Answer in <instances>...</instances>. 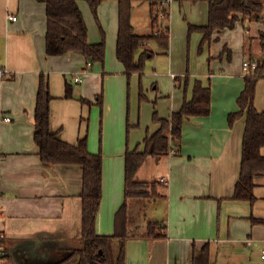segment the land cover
I'll use <instances>...</instances> for the list:
<instances>
[{"label": "crops", "instance_id": "0c3cea01", "mask_svg": "<svg viewBox=\"0 0 264 264\" xmlns=\"http://www.w3.org/2000/svg\"><path fill=\"white\" fill-rule=\"evenodd\" d=\"M78 6L88 42L100 41L99 25L105 35V60L96 64V70H85L86 59L80 53L46 54L43 1L0 0V253L5 255L0 261L9 264H47L62 257L65 249L80 245L82 169L76 164H43L33 140L40 74L48 79L53 97L51 130L70 143L87 135L88 149L94 153L91 140L96 134L89 137L88 133L92 105L79 98L93 101L103 91L105 119L111 121L109 125L103 121L104 146L114 141L110 133L119 139L102 155V198L95 221L98 234L114 232L115 213L124 200L125 151L141 150L143 139L157 130L154 112L168 118L184 99L183 89L174 86L175 76H190L184 57L179 71L170 70L172 86L159 87L138 73L127 77L115 55L118 1L99 3V23L85 0H78ZM167 7L171 15L169 49L176 26L207 21L206 0H169ZM130 22L137 34L151 32L150 4L133 1ZM213 33V40L205 46L207 57L197 60L198 68L191 74L210 85V112L186 121L179 146L173 142L167 155L148 157L138 169V179L158 180L163 195L147 200L142 210L138 203L129 204L131 236L125 244L126 264H191L206 243L213 264H264V174L254 179L252 202L231 198L239 176L245 116L231 126L227 121L228 113L238 108L236 99L249 70L243 68V62L258 60L244 58L245 53L252 54L255 40L264 48V8L256 18L239 19L233 28ZM152 46L149 42L144 47L161 53ZM224 46L230 51L229 58L222 52ZM170 53L174 56L173 50ZM66 84L72 88L71 98L65 97ZM189 90L187 97L191 96ZM253 102L258 110L264 109V76L257 80ZM260 152L264 155V146ZM147 219L165 224L166 236L140 235Z\"/></svg>", "mask_w": 264, "mask_h": 264}, {"label": "trees", "instance_id": "16d2710c", "mask_svg": "<svg viewBox=\"0 0 264 264\" xmlns=\"http://www.w3.org/2000/svg\"><path fill=\"white\" fill-rule=\"evenodd\" d=\"M45 3L46 32L45 52L47 55H60L66 52H76L83 55L86 63L103 64L105 60V35L99 25L101 39L97 43L87 40V26L78 6V0H41ZM97 23V7L103 0H85ZM118 1V32L115 55L122 63L125 74L129 77L133 73L142 74L145 60L154 55L152 49L144 47L153 42L162 54L169 49V11L167 5L160 7L162 0H117ZM148 2L151 9V22L159 19L161 11L166 20L160 21V33L151 31L147 34L134 32L130 22L132 2ZM196 1V0H192ZM207 21L196 25L188 23V34H201L198 46L199 52L213 39L215 30L233 28L236 21L245 18H256L264 8V0H206ZM160 12V13H161ZM153 27V26H152ZM264 38V34H262ZM222 52L230 57L229 49L224 46ZM221 52V53H222ZM210 60V56L208 57ZM254 61V60H252ZM254 67H249L244 76V86L238 95L237 110L228 113L229 126L241 116H245V125L241 140V159L239 176L234 185L232 199L252 202L255 198L254 179L264 174V155L260 149L264 146V109L258 110L254 106V96L257 80L264 76V58L255 60ZM189 77L184 76L182 88L184 99L180 107L173 111L168 118H161L156 112L152 114L155 123H159L157 130L146 136L142 142V149L138 147L127 149L124 154V200L115 213L114 232L98 234L95 221L102 198V154L89 151L87 135L77 139L75 143L60 139L50 128V103L52 95L49 90L48 79L40 74L36 92L34 109L33 140L38 148L40 160L45 165L76 164L82 169L81 187V234L80 245L65 249L64 256L47 264H126L125 244L131 236L129 225L131 216L129 204L138 203L143 209L145 202L163 194L158 190V180H140L137 171L148 157L158 158L167 155L172 149V143L179 146L182 138V128L186 121L195 116H206L211 109V89L196 78L192 85L191 96H186ZM182 79L174 77L175 86H181ZM65 97H72V88L65 85ZM140 98H144L140 88ZM89 106L98 105L102 111V93L95 99L79 98ZM140 235L148 238L166 236V225L155 220L147 219L145 229ZM1 242V240H0ZM1 252V251H0ZM4 257L5 255L2 254ZM1 257V255H0ZM46 264V263H45ZM191 264H213L210 258L209 244L201 248L199 254L192 257Z\"/></svg>", "mask_w": 264, "mask_h": 264}, {"label": "rangeland", "instance_id": "374dc122", "mask_svg": "<svg viewBox=\"0 0 264 264\" xmlns=\"http://www.w3.org/2000/svg\"><path fill=\"white\" fill-rule=\"evenodd\" d=\"M161 12V11H160ZM159 12V19L157 21L153 22V27L152 31L155 32V34L160 33L161 30L158 29V26H163L160 24L161 22H164L166 20L165 15L161 12ZM177 20L180 22V18L177 17ZM171 21V15L169 17V23ZM173 26H170V30H172ZM175 32L173 31V37L171 38V43H170V49H168V53L166 54H154L155 57H150L145 60V65L143 69V73L141 76L145 75L146 80L147 78H150L153 82H156L159 87H169L172 86V77L170 76V70L171 71H179V66H182L184 64L183 57L185 58V63L187 62L189 65V70H188V84H187V90L190 87L189 94L191 93L192 85L194 80L196 79L195 77L191 76L194 71L197 70L198 68V59L206 58V51H204L206 48L204 47L201 52H199L197 42L199 38L198 32H192L191 34H188V26H176ZM214 34V33H213ZM171 35V33H170ZM213 38V35H212ZM264 41V38H262ZM260 40H255L253 43V48L251 50L252 54H248L247 52L244 55V58H249V56H254L258 58L259 60L264 58V48L259 44ZM153 43V42H151ZM156 46V44L154 43ZM152 46V47H155ZM157 47V46H156ZM158 49V47H157ZM171 50H173L174 56L171 55ZM161 52V51H160ZM246 61V60H245ZM247 61H252V60H247ZM85 70L88 71L89 68L95 69L97 68V63H93L92 66L87 67V63L85 62L84 65ZM99 64V63H98ZM83 65V66H84ZM145 73V74H144ZM126 78V77H125ZM184 80V75L182 76V83L180 88H182V84ZM210 81V80H209ZM144 82V78L142 80V83L140 84L139 88H142V84ZM207 82V81H206ZM174 85V84H173ZM75 86V85H74ZM102 86V80H100V87ZM175 86V85H174ZM177 87V86H175ZM183 89V88H182ZM187 93V92H186ZM103 94V91H102ZM191 95V94H190ZM190 97V96H188ZM94 100V97L92 98ZM142 101V100H141ZM89 109L90 115L89 116V137L90 135H95L94 139L91 140L94 145H95V151L104 155V152L106 150H109L113 146V142H115V145L117 143V140L119 137L117 135H113L110 133V139L114 138V141L109 142L104 146L103 142V136H104V123L103 121H106L108 125L111 123L110 120L105 119L106 118V113L104 110V98H103V104H102V111L101 108L98 105H92ZM87 108V112L89 111ZM87 116V113L85 114ZM126 127L125 130L123 129V143L125 144L126 141ZM104 147V148H103ZM104 149V151H103ZM145 229V228H144ZM65 252V250H64ZM2 253H0L1 255ZM3 256V255H1ZM64 256V254L62 255ZM1 258V257H0ZM0 264H9V261L3 262L0 261Z\"/></svg>", "mask_w": 264, "mask_h": 264}, {"label": "built area", "instance_id": "2783aa9c", "mask_svg": "<svg viewBox=\"0 0 264 264\" xmlns=\"http://www.w3.org/2000/svg\"><path fill=\"white\" fill-rule=\"evenodd\" d=\"M168 1L169 0H162L160 7H163V5H167ZM9 18L11 20H16V16H14V15L9 16ZM87 65H90V63L88 62ZM254 65H255L254 61H244L243 62V68L244 69H248L249 67H254ZM73 79L77 82V81H79L80 78H79V76H74ZM5 120H9V117H5ZM160 181L166 182V180L164 178H161ZM261 258L264 259V243L261 246Z\"/></svg>", "mask_w": 264, "mask_h": 264}]
</instances>
